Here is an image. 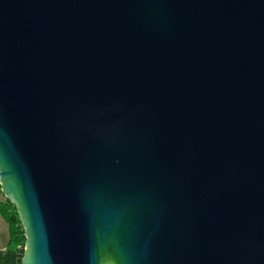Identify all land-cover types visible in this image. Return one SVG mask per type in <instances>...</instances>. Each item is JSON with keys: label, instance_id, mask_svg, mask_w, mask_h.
Segmentation results:
<instances>
[{"label": "water", "instance_id": "1", "mask_svg": "<svg viewBox=\"0 0 264 264\" xmlns=\"http://www.w3.org/2000/svg\"><path fill=\"white\" fill-rule=\"evenodd\" d=\"M0 189L21 264H264V0H0Z\"/></svg>", "mask_w": 264, "mask_h": 264}, {"label": "trees", "instance_id": "2", "mask_svg": "<svg viewBox=\"0 0 264 264\" xmlns=\"http://www.w3.org/2000/svg\"><path fill=\"white\" fill-rule=\"evenodd\" d=\"M0 217L9 227V242L5 252L0 256V264H21L23 251L18 248L24 246L23 231L15 210L2 199H0Z\"/></svg>", "mask_w": 264, "mask_h": 264}, {"label": "crops", "instance_id": "3", "mask_svg": "<svg viewBox=\"0 0 264 264\" xmlns=\"http://www.w3.org/2000/svg\"><path fill=\"white\" fill-rule=\"evenodd\" d=\"M9 242L8 224L0 217V256L5 252Z\"/></svg>", "mask_w": 264, "mask_h": 264}, {"label": "built area", "instance_id": "4", "mask_svg": "<svg viewBox=\"0 0 264 264\" xmlns=\"http://www.w3.org/2000/svg\"><path fill=\"white\" fill-rule=\"evenodd\" d=\"M0 199L5 200V198L3 197L2 193H1V189H0ZM18 249L23 251L24 250V246L19 247Z\"/></svg>", "mask_w": 264, "mask_h": 264}]
</instances>
